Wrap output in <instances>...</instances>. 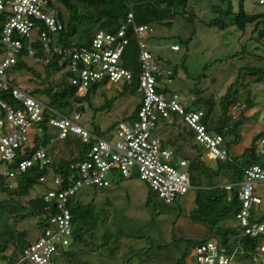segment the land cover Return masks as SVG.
<instances>
[{"label": "built area", "instance_id": "built-area-1", "mask_svg": "<svg viewBox=\"0 0 264 264\" xmlns=\"http://www.w3.org/2000/svg\"><path fill=\"white\" fill-rule=\"evenodd\" d=\"M251 1L264 6V0ZM58 8H62L59 0H0V180L8 189H14L17 179L29 169L51 166L49 147L57 139L72 136L87 147L81 160L69 164L68 176L63 178L50 172L39 178L44 188L40 195L44 211L38 216L43 230L18 253L15 264H52L53 257L62 247L69 246L73 238L71 200L81 190L108 187L114 173L124 179L135 175L166 205L194 189L187 161L175 159L174 152L155 133L159 120L171 124L173 115L180 116L194 133L206 161H231L222 136L207 129L201 110L186 112L187 104L177 94L158 91L159 79L165 77L169 83L171 72L163 68L147 45L153 26L134 25L129 13L115 32L98 29L88 46L64 47L56 38L64 28ZM129 35L135 38L138 47L137 73L123 66ZM170 48L179 51L177 45ZM53 59H57L59 72H64L76 99L85 98L95 84L129 86L136 78L138 108L132 121L117 124L112 132L114 139L105 140L82 125V112L78 110L82 103L76 99L67 114L7 78V71L14 69L20 60L47 66ZM193 100L194 97L190 99ZM54 130L57 138L51 136ZM43 138L48 139L47 145L42 143ZM256 152L260 163L243 168V179L236 184L240 208L235 226L241 230L240 237L257 241L253 263L264 264V219H257L264 216L259 210L264 199L259 192L264 188V137L257 141ZM78 155L75 153L74 157ZM231 186L224 188L229 191ZM237 254H241L238 246L228 250L218 238L201 239L185 264H235Z\"/></svg>", "mask_w": 264, "mask_h": 264}, {"label": "rangeland", "instance_id": "rangeland-1", "mask_svg": "<svg viewBox=\"0 0 264 264\" xmlns=\"http://www.w3.org/2000/svg\"><path fill=\"white\" fill-rule=\"evenodd\" d=\"M215 3L217 0H192L194 24H188L184 19L173 20L169 27L153 24V33L147 45L154 57H161L159 61L163 68L171 72L169 83L165 77L159 79V91L167 95L177 94L183 103L190 104V99L195 97L194 92H197L204 100L212 97L219 111L220 97L231 84L236 85V104L240 105L232 110L231 121L238 119L240 113L246 120L240 129L242 141L233 149L241 152L252 137L264 129V85L255 83L253 76L245 69L246 66L264 68V39L260 44L256 41L257 31L263 28V24L256 29L253 24L248 25L242 33L232 27L221 30L200 23L199 20L207 22L214 17L209 5ZM231 3L235 10L242 7L246 13L264 11V6L251 0H233ZM64 13L67 14L66 11ZM189 37L186 45L184 41ZM78 41V38L72 40L73 43ZM172 45H177L179 51H172ZM243 47L246 50L244 53L241 52ZM27 65L29 69L6 73L7 78L24 90L45 88L47 85L40 80L48 79L52 86L64 80V72L52 73L31 60H27ZM43 97L36 95V98L57 109L50 97ZM139 97L138 93H132L131 87L95 84L90 87L88 98L82 101L81 123L110 141L114 139L112 132L118 123L132 121L131 113L138 105ZM247 99L250 103L246 102ZM70 112V108L65 111L67 114ZM170 129L166 121L159 120L155 133L165 138ZM51 136L57 138V132L54 130ZM76 145V142L67 139H57L50 145L49 153L57 162L75 152ZM112 178L113 183L109 187L100 190L88 188L78 193L77 202L93 203L96 230L93 234L83 232V240L70 239L69 246L60 249V254L53 257L52 264H177L182 254L190 253L195 246L193 234L197 232L198 237H203L204 227L191 225L185 216L193 206L194 189L172 205L164 206L157 195L135 175L124 179L114 173ZM13 191L0 183V200H3L0 203V242L4 236L2 211H11L15 207L21 215L26 212L9 199ZM43 192V186H37L28 196L21 197L19 203L40 196ZM259 192L264 196V188H260ZM22 218L18 225H8L11 228L15 225L22 227L33 235L41 231L43 224L39 217L24 215ZM20 244L21 248L25 247L22 239ZM17 259L18 252L10 256L6 264H15ZM235 264L254 263L252 256L241 253L236 255Z\"/></svg>", "mask_w": 264, "mask_h": 264}, {"label": "trees", "instance_id": "trees-1", "mask_svg": "<svg viewBox=\"0 0 264 264\" xmlns=\"http://www.w3.org/2000/svg\"><path fill=\"white\" fill-rule=\"evenodd\" d=\"M231 1L233 0H217V3L210 4V10L214 13V17L207 22L199 20L200 23L221 30L232 27L234 30L242 33H244L248 25L253 24L256 29L263 24V28L257 31L258 38L256 39L257 43H262L260 41L264 39V11L246 13L242 7L235 10ZM59 2L62 8L58 10V17L64 28L57 34L56 38L64 47L88 46L93 34L98 29H103L109 33L115 32L125 23L129 13H132L133 24L137 26L161 25V23L172 22L176 19H184L186 23L194 24L195 18L193 7L191 6L192 0H59ZM63 9L67 14L62 11ZM192 32L194 33V28ZM192 32L191 34H193ZM75 38L79 39L78 43L72 42ZM190 38L184 41L186 45ZM244 48L241 50L243 53L246 52ZM1 52L2 48L0 46ZM137 53L138 47L135 38L129 35V43L122 56L123 66L134 71V73H137L138 69ZM155 58L158 61L161 60L160 56H156ZM43 67L49 69L52 73H57L61 69L57 64V59H53L50 65ZM21 69H29L27 63L23 60H20L11 72ZM245 69L253 76L255 83L264 85V68L246 66ZM40 82L47 86L41 90L35 88L25 91L35 98L37 94H40L41 97H50L51 103H55L57 109L62 112H65L68 108L71 109V102L76 98H74L73 87L67 83L65 77L56 86H52L48 79L44 81L40 80ZM124 86L131 87L133 94L137 93L136 78H134L131 85ZM235 88L236 85L234 83L231 84L220 97L218 102L219 111L216 109L217 105L212 97L204 100L197 92H194V100L184 107L186 112L198 110L203 112V123L208 130L215 131L222 136L223 144L228 149L231 161H216L209 164L204 157L201 147L194 140V133L184 123L183 118L178 115H173V121L169 124L171 127L168 132L169 134L165 138H161V140L165 147L174 152L175 159L180 158L187 161V170L190 174L191 184L195 190L193 206L185 214L188 221L192 224H201L207 227V233L203 239L218 238L224 248L230 250L238 246L240 253L252 256L256 253L257 241L249 237H240L241 230L233 222L240 208L236 184L240 183L243 179V168L260 163V158L256 152V144L260 138L264 137V129L252 137L249 145L245 147L241 155L233 156L231 154V148L242 141L240 129L246 120L245 116L240 113L238 119L231 121L232 110L237 102V90ZM87 98L88 95L85 98L76 99V101L82 103ZM246 102L250 103V100L247 99ZM137 108L138 105L131 114L133 118ZM78 110L83 111L82 105L78 107ZM44 130L46 131L47 128L44 127ZM65 139L76 142L75 148L77 150L75 152L79 154L78 157H72L75 153L73 151L67 159H61L57 162L52 159L51 166L47 168L40 169L36 166L29 169L17 179V186L14 188L10 198L20 200L21 197L28 196V193L32 189L41 186L39 178L42 175H48L52 172L64 178L70 174L69 164L74 160H81L83 158L82 153L87 147L72 136H68ZM48 142L47 138H43L42 143L44 145H47ZM0 183L5 185L1 180ZM225 185H232L231 189L229 191L226 190L224 188ZM6 189L8 188L6 187ZM93 189L100 190L102 188ZM26 203L30 209L29 215L38 217L44 211L45 204L41 196L26 200ZM163 205L168 206L166 204ZM69 209L72 215L73 238L83 240V232L93 234L97 226L93 203L81 204L77 202L76 196L71 200ZM262 213H264L263 210ZM254 216L256 217V214ZM257 219L258 221H262L264 216H259ZM13 229L15 228L13 227ZM42 230L43 225L39 234ZM15 232L17 234V241L14 231L4 226V236L0 242V259L5 262L9 261L10 256L17 254V248L14 247L9 256L1 255L8 244L15 245L17 243L20 252L32 244L39 235L38 233L36 235L30 234L27 230H15ZM21 239L25 244L23 248H21L20 244ZM197 243L198 240H196L195 245ZM189 254H182L177 264H185V260Z\"/></svg>", "mask_w": 264, "mask_h": 264}, {"label": "crops", "instance_id": "crops-1", "mask_svg": "<svg viewBox=\"0 0 264 264\" xmlns=\"http://www.w3.org/2000/svg\"><path fill=\"white\" fill-rule=\"evenodd\" d=\"M103 86H106V85H108V84H102ZM188 105V104H187ZM134 112V111H133ZM132 112V113H133ZM131 113V114H132ZM237 146V145H236ZM235 146H233L232 148H231V150H230V152H231V154L233 155V156H239V155H241L242 154V152H243V150L245 149H243L241 152H236V150L235 149H233ZM76 153V152H75ZM75 153L72 155V157H74V155H75ZM51 155V154H50ZM51 158L53 159V157H52V155H51ZM111 183H113V181L111 182ZM111 185V184H110ZM109 185V186H110ZM108 186V187H109ZM13 203H15L16 205H20L21 207L20 208H23L25 211H29V214H30V209H29V206L27 205V203H26V200L23 202V203H19V200H16V199H12V198H9ZM5 200H7V198H5ZM3 200H0V203L2 202ZM259 210H263L264 211V208H263V202H262V205L259 207ZM9 211V212H8ZM3 213H2V219H1V223L3 224V230H4V226H7L8 228H10L12 231H15V230H17V231H24L25 229L24 228H17L16 227V225H15V229H13V228H11L10 227V225H8V224H10V223H16L17 225H18V223L19 222H21L22 221V217H24V215L25 214H19L18 212H19V210H16V208L14 207L11 211L10 210H8V209H6V210H3L2 211ZM29 214H27V215H29ZM26 216V215H25ZM187 219V218H186ZM188 220V219H187ZM189 222V221H188ZM190 223V222H189ZM191 225H193V226H197V225H199V226H202V227H204V231H203V237H198V236H200V235H197V232H193L194 234H193V236L192 237H194L195 238V240H201V239H203L204 238V236H206V233H207V227L206 226H204V225H201V224H192V223H190ZM39 234V233H38ZM16 239V238H15ZM74 239V238H73ZM17 241V240H16ZM14 247H16L17 248V252L19 253V249H18V245H17V243L15 244V245H12V244H8L7 245V248L5 249V251L4 252H2L1 253V255L3 254V255H6V256H9L11 253H12V250H13V248ZM59 254H60V252H59ZM58 254V255H59ZM190 255V254H189ZM189 255H188V257L186 258V260H185V262L187 261V259L189 258ZM0 262H5V261H3L2 259H0Z\"/></svg>", "mask_w": 264, "mask_h": 264}, {"label": "water", "instance_id": "water-1", "mask_svg": "<svg viewBox=\"0 0 264 264\" xmlns=\"http://www.w3.org/2000/svg\"><path fill=\"white\" fill-rule=\"evenodd\" d=\"M161 25H162V26L169 27V26H170V22L161 23ZM27 214H29V211H28V210L25 212V215H27ZM14 235H15V238H16V240H17V234H16L15 231H14Z\"/></svg>", "mask_w": 264, "mask_h": 264}]
</instances>
